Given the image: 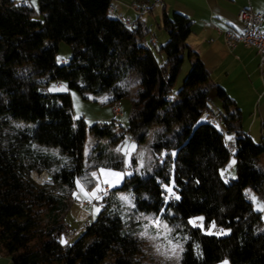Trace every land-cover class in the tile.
Instances as JSON below:
<instances>
[{
  "label": "trees",
  "instance_id": "16d2710c",
  "mask_svg": "<svg viewBox=\"0 0 264 264\" xmlns=\"http://www.w3.org/2000/svg\"><path fill=\"white\" fill-rule=\"evenodd\" d=\"M112 2L0 0V128L13 127L6 137L0 131V252L12 264H161L147 255L145 237L126 229L120 199L113 195L123 190L132 197L131 211L159 216L181 236L177 264H216L225 256L230 264H264V219L246 191L249 187L264 198V133L255 141L240 128V109L212 82L187 43L188 16L163 13L161 27L168 37L158 47L164 55L158 62L143 44L150 31L139 24L136 30L125 27L108 12ZM60 40L71 56L58 64ZM185 55L190 68L174 91ZM127 76L136 77L137 87L123 130L117 132L114 117L89 127L96 136L118 140L128 134L138 143L152 134L148 147L154 167L130 171L110 187L96 216L69 242L59 210L77 181L87 189L95 185L97 166L84 161L88 125L73 116L70 90L112 94L113 102L128 96L117 83ZM50 80L66 90H44ZM211 91L221 101L216 111L226 134L204 111L211 108ZM231 153L236 174L228 177L219 168ZM136 162L132 153L127 164ZM111 165L125 169L126 162L120 158ZM44 170L51 182L31 175ZM161 188L175 198L165 200Z\"/></svg>",
  "mask_w": 264,
  "mask_h": 264
},
{
  "label": "rangeland",
  "instance_id": "374dc122",
  "mask_svg": "<svg viewBox=\"0 0 264 264\" xmlns=\"http://www.w3.org/2000/svg\"><path fill=\"white\" fill-rule=\"evenodd\" d=\"M146 18L152 20L153 15L148 13L145 15V19ZM164 33L167 34L163 28H159L156 23H152V29L149 34L150 36L146 37L148 38V43L149 37H151L152 34L160 37V35H163ZM166 40L167 39L162 41L161 44H163ZM150 48L157 61L162 62L164 55L158 52V46L155 47L153 45L150 46ZM70 56L71 50L69 46L63 40H60L58 42V49L55 53V62L61 64L63 61H67ZM189 68L190 63L187 55H185L181 71L173 87L174 91L181 86ZM136 81L135 76H127L117 82L120 87L128 92V96L120 99L121 114L117 117L119 122L117 132L123 130L124 126L128 122L130 96H132L136 90ZM44 88V90L50 92H62L66 90L64 84L57 86V82L54 80L48 81ZM70 95L72 100L73 116L75 118L83 117L88 125L84 143V161L97 164V166L93 169L95 185L87 189L79 181H77L79 183L76 182L75 186L71 190V195L65 199L64 206L59 210L60 218L68 225L65 237L69 242L79 235L83 229L84 222L86 220H92L100 208V205L85 204L84 201L90 200L93 197V195H91L93 192H95L96 196L97 192L102 190L105 185L111 188L120 185L124 177L131 173L127 163H129L130 155L132 153L136 155L137 159L135 170H142V172H144L146 170H151L154 167L153 157L148 147V143L153 139L152 134L148 136L146 142L138 143V141L134 139L130 140L128 134H125L118 140H112L111 135L96 136L90 129L89 125L93 122H103L110 120L113 117L112 102L110 101L113 96L112 94L93 96L86 93L83 96L76 90H70ZM209 95L212 96V100L209 101L211 107L213 109H217L219 104L216 102L217 99L214 93L210 92ZM203 116L204 115H202V118ZM0 131L2 132L1 136L6 137L8 133L13 132V127L6 125L1 127ZM252 138L255 141H259L260 139L259 135L255 134ZM120 158L125 160L127 168L118 169L112 167L111 162ZM219 169L221 173L226 174L228 177L235 176L236 157L233 153L230 154V157L225 165L220 166ZM42 174L39 176H42ZM43 180H45V178L41 181ZM246 191L251 195L254 208L261 210V216L264 219V198L259 194V192H256L249 187L246 188ZM113 195L119 197L120 199V205L118 206L123 218L125 219L126 229L133 231L136 234L139 233L145 237L147 255L151 256L154 260L161 264H177L181 250L183 249L181 236L179 234L176 235L166 221L159 216L155 217L150 214L131 211L130 209L133 206V201L129 192L116 190L113 192ZM43 218L44 221L48 220L46 214ZM3 263H6V260H3ZM9 264L11 263L9 262Z\"/></svg>",
  "mask_w": 264,
  "mask_h": 264
},
{
  "label": "crops",
  "instance_id": "0c3cea01",
  "mask_svg": "<svg viewBox=\"0 0 264 264\" xmlns=\"http://www.w3.org/2000/svg\"><path fill=\"white\" fill-rule=\"evenodd\" d=\"M143 1L150 0H113L114 12L111 15L136 19L142 29L150 32L152 23L162 28L163 13L170 16L178 11L188 16L192 21L191 32L187 38L188 45L198 53L212 82L221 86L240 109V128L252 137L254 134L261 137L264 133V65L260 64L258 54L251 46L239 44L233 49L228 48L222 32L214 27L220 30L228 27L239 29L240 24L236 19L238 11L248 8L253 12H262L264 0H160L161 4L150 12L153 15L152 20L145 19V16L138 17V5ZM27 2L36 5L34 3L37 0ZM167 37L165 33L160 37L152 34L149 37L150 44L148 38L145 41L149 47H159ZM61 85L57 81V86ZM211 92L214 93L219 108L221 101L214 91ZM211 100L212 96L209 95V101ZM9 262L12 264L10 257L0 252V264ZM217 264L230 262L222 259Z\"/></svg>",
  "mask_w": 264,
  "mask_h": 264
},
{
  "label": "built area",
  "instance_id": "2783aa9c",
  "mask_svg": "<svg viewBox=\"0 0 264 264\" xmlns=\"http://www.w3.org/2000/svg\"><path fill=\"white\" fill-rule=\"evenodd\" d=\"M160 2H161L160 0H150V1L140 2L137 9L138 17H143L146 14L155 10L161 4ZM19 3L21 5H24L27 3V0H19ZM108 12L110 14L114 12V8L112 5L108 7ZM118 18H120V20L125 25V27L132 30H136L138 28V21L136 19H131L130 17H118ZM236 19L240 24L239 29H233L228 27L223 30H220L219 28L216 27L214 28L217 29L218 32H222L224 43L230 49L235 48L239 44L253 47L259 56L260 64L264 65V11L253 12L248 8H242L238 11L236 15ZM143 44L145 46H148L146 41H144ZM204 111L210 122L214 126H216L219 129V131L226 134L227 128L223 123L222 115L218 113L216 110L209 107H206ZM112 113L114 118H117L121 114L120 99L112 102ZM129 139L133 140L131 136H129ZM226 145L230 147V141L228 139H226ZM129 170L131 171L135 170V165L133 164L129 165ZM31 175L33 178H35L32 174V171H31ZM44 181L51 182L52 180H48L45 177V180L39 182H44ZM109 190L110 188L107 185H105L102 190H99L97 192L96 196H93L90 200H85L84 203L91 205H99L100 197L104 194H107ZM160 196L163 197L165 200H171L175 198V194L173 192H170L169 190L163 188H161L160 190ZM197 222H198L197 220H194V223ZM216 232H218V228H216ZM224 259L230 262L228 256H225Z\"/></svg>",
  "mask_w": 264,
  "mask_h": 264
},
{
  "label": "water",
  "instance_id": "95a60500",
  "mask_svg": "<svg viewBox=\"0 0 264 264\" xmlns=\"http://www.w3.org/2000/svg\"><path fill=\"white\" fill-rule=\"evenodd\" d=\"M43 172H45L46 179L52 180V175L49 172H47L46 170H44L41 173H43ZM61 237H62L61 241H65V238H64V235L63 234H61Z\"/></svg>",
  "mask_w": 264,
  "mask_h": 264
},
{
  "label": "bare ground",
  "instance_id": "6f19581e",
  "mask_svg": "<svg viewBox=\"0 0 264 264\" xmlns=\"http://www.w3.org/2000/svg\"><path fill=\"white\" fill-rule=\"evenodd\" d=\"M33 176L38 179L39 181H41L43 178H45V172H43L42 176L37 175L35 172H32Z\"/></svg>",
  "mask_w": 264,
  "mask_h": 264
},
{
  "label": "snow or ice",
  "instance_id": "6c2138e0",
  "mask_svg": "<svg viewBox=\"0 0 264 264\" xmlns=\"http://www.w3.org/2000/svg\"><path fill=\"white\" fill-rule=\"evenodd\" d=\"M229 139H231V137H229ZM79 183V182H77ZM91 195L95 196V192L91 193ZM62 243H65V241H61Z\"/></svg>",
  "mask_w": 264,
  "mask_h": 264
}]
</instances>
